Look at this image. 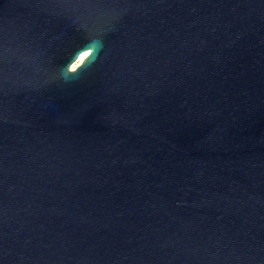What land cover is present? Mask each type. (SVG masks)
Returning a JSON list of instances; mask_svg holds the SVG:
<instances>
[{
    "label": "water",
    "instance_id": "1",
    "mask_svg": "<svg viewBox=\"0 0 264 264\" xmlns=\"http://www.w3.org/2000/svg\"><path fill=\"white\" fill-rule=\"evenodd\" d=\"M0 264H264V0H0Z\"/></svg>",
    "mask_w": 264,
    "mask_h": 264
},
{
    "label": "snow or ice",
    "instance_id": "2",
    "mask_svg": "<svg viewBox=\"0 0 264 264\" xmlns=\"http://www.w3.org/2000/svg\"><path fill=\"white\" fill-rule=\"evenodd\" d=\"M90 55H91V52H90V51H84V52H82V53L80 54V56H79L77 62H76L75 64L72 65L71 70H72V71H75V69H76L77 67H79L80 64L84 63L85 60H86V58H88Z\"/></svg>",
    "mask_w": 264,
    "mask_h": 264
},
{
    "label": "clouds",
    "instance_id": "3",
    "mask_svg": "<svg viewBox=\"0 0 264 264\" xmlns=\"http://www.w3.org/2000/svg\"><path fill=\"white\" fill-rule=\"evenodd\" d=\"M70 71H71V69H70Z\"/></svg>",
    "mask_w": 264,
    "mask_h": 264
}]
</instances>
